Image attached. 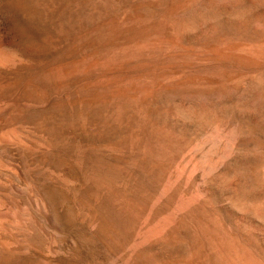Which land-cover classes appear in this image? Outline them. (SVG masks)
Returning a JSON list of instances; mask_svg holds the SVG:
<instances>
[{
    "label": "rangeland",
    "instance_id": "rangeland-1",
    "mask_svg": "<svg viewBox=\"0 0 264 264\" xmlns=\"http://www.w3.org/2000/svg\"><path fill=\"white\" fill-rule=\"evenodd\" d=\"M263 95L264 0H0V264H264Z\"/></svg>",
    "mask_w": 264,
    "mask_h": 264
},
{
    "label": "water",
    "instance_id": "water-1",
    "mask_svg": "<svg viewBox=\"0 0 264 264\" xmlns=\"http://www.w3.org/2000/svg\"><path fill=\"white\" fill-rule=\"evenodd\" d=\"M1 1L3 2V0ZM5 22L7 23L8 28L15 31L20 26L31 29L33 25L37 23V18L32 14L15 7L11 13L5 16Z\"/></svg>",
    "mask_w": 264,
    "mask_h": 264
},
{
    "label": "bare ground",
    "instance_id": "bare-ground-1",
    "mask_svg": "<svg viewBox=\"0 0 264 264\" xmlns=\"http://www.w3.org/2000/svg\"><path fill=\"white\" fill-rule=\"evenodd\" d=\"M206 9H207V8H206ZM184 20H185V19H184ZM184 20H183V21H184ZM185 22H186V21H185ZM188 22H189V21H188ZM263 96H264V95H263ZM258 98H259V97H258ZM143 99H144V98H143ZM138 100H139V99H137V101H138ZM140 102H141V99H140ZM125 104H126V103H125ZM125 106H126V105H125ZM136 106H137V105H136ZM140 106H142V104H141ZM142 107H144V106H142ZM142 107H140V109H142ZM120 108H121V107H119V109H117V110H120ZM148 108H149V107H148ZM187 108H188V107H187ZM195 109H196V108H195ZM124 110H125V109H124ZM120 111H122V110H120ZM142 111H143V110H142ZM140 112H141V110H140ZM119 113H120V112H119ZM195 113H196V112H195ZM146 114H147V111H146ZM146 114H145V117H146ZM118 115H119V114H118ZM206 115H207V114H206ZM145 117H144V118H145ZM203 117H204V116H203ZM198 118H199V117H198ZM201 118H202V117H201ZM205 118H206V117H205ZM263 176H264V175H263ZM261 184H262V183H261ZM258 186H259V185H258ZM253 191H254V190H253ZM256 194H257V193H256ZM254 198H255V197H254ZM263 204H264V203H263ZM263 208H264V207H263ZM261 209H262V206H261ZM263 211H264V209H263ZM259 212H260V211H259ZM259 212H258V213H259ZM262 213H263V212H262ZM262 213H261V215H262ZM258 215H259V214H258Z\"/></svg>",
    "mask_w": 264,
    "mask_h": 264
}]
</instances>
